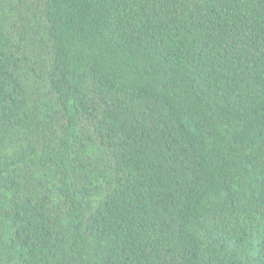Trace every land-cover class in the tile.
Masks as SVG:
<instances>
[{
	"label": "trees",
	"instance_id": "1",
	"mask_svg": "<svg viewBox=\"0 0 264 264\" xmlns=\"http://www.w3.org/2000/svg\"><path fill=\"white\" fill-rule=\"evenodd\" d=\"M0 264H264V0H0Z\"/></svg>",
	"mask_w": 264,
	"mask_h": 264
}]
</instances>
